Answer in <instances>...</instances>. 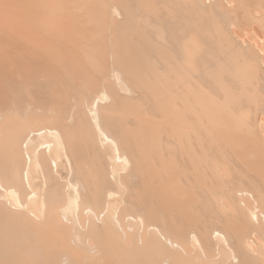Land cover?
Segmentation results:
<instances>
[{
  "label": "rangeland",
  "instance_id": "rangeland-1",
  "mask_svg": "<svg viewBox=\"0 0 264 264\" xmlns=\"http://www.w3.org/2000/svg\"><path fill=\"white\" fill-rule=\"evenodd\" d=\"M111 1H113V5H116L118 1L122 0ZM111 1L110 6L112 5ZM128 1L125 2L128 7H131L132 5ZM194 1L197 4L198 1ZM206 1L203 5L206 7L205 12L209 11V17L212 16L217 23L222 25L220 26L222 35L228 41L230 49L237 54L239 60L244 59L247 64L250 63L249 66L247 65L248 73H246L249 76L244 75L248 82L246 81L247 84L244 85L243 91L248 95L251 93L250 95L254 97L252 101H247L246 96L243 98L242 95H239L238 91L236 92L240 89H237L240 86H237L239 82L232 77L233 82H236H232V84L230 81V83L233 87L234 85L237 87L235 89L231 86L233 90L230 89L237 93L234 95L236 100L246 99V101L231 105L233 108L231 112L235 109L238 110L229 116L231 122L235 123L233 127L238 123L240 129L244 130L241 131L239 128L238 131L236 130L237 133L234 137L235 139L239 137L236 139L238 141H235L234 137H228L227 140L231 143L229 142V147L223 146V149L211 146L207 151L206 142L204 143L205 147L202 149L204 154H202L207 162L201 163V166L197 165V171L195 172L194 169L189 174L191 176L204 174L205 186L198 187L188 175L186 179L184 178V174L181 172L189 171L187 170L188 166L192 168L193 162L187 161L188 154L184 148L180 147L178 150L172 142L167 141L169 144L167 148L170 150L162 148L151 154L155 164L150 168L154 169L144 165L139 170L138 173L144 172L143 180L148 183L144 185L145 187L141 186L137 177L134 176L135 172L131 174L129 170L127 159L133 146H126L124 143L130 140H125L121 146L124 152L120 150L119 145L115 151H110L105 144L101 143L102 133L113 137L103 121L105 107L110 102L106 85L115 86L116 83L108 76L106 84L100 83L98 87L90 89L93 91L90 97L88 96L90 100L86 98L89 89L86 88L84 82L61 80L60 94L63 95L64 103L68 109L71 108L70 120L64 117L58 119L56 110L53 112L46 110V112L43 109L32 107L17 110L8 106L9 110L1 112L5 109L3 105L6 102L0 101V264H101L104 255H100L99 250L95 248L94 240L87 232V228L91 224L93 227L110 225V231L114 233V236L111 237L115 242L116 250H113L114 256L110 252L109 254L112 255L113 260L122 264H143L147 261H149L147 264H151L152 261V264L155 261V264H264V182L261 181L264 178V171L261 172L263 176L261 173V175L258 174L260 176L254 174L255 171H261L264 168L261 166L264 165V153H262L264 147L259 148L262 149L260 154L263 156H260V151L257 150L259 139L262 142L260 144L264 146V111H262L264 110V30L258 23L264 13L262 10L264 0L262 2L261 0H232L230 3H225L224 0H219L220 2L217 0ZM130 2L134 3V0H130ZM222 3L225 5L223 6ZM232 6L233 8H231ZM211 12L213 13L211 14ZM213 15H217L216 18ZM258 16L259 18H257ZM262 22L260 25L264 24V21ZM100 31L99 33L102 35L105 33L103 30ZM105 62L104 67L110 71L111 60L108 58ZM227 80L232 79L227 78ZM247 85L251 91H248ZM245 87L247 88L245 89ZM23 88L25 89V87ZM23 88L20 92L25 94L23 100H26L24 106L27 107L33 104L34 95L29 90L31 87L26 88L29 91ZM104 94L109 96L105 97ZM237 95L242 97L237 99ZM235 112L236 114H234ZM250 112L252 113L250 114ZM98 113L102 115L103 120L97 121L101 118L99 116L97 118ZM236 115L242 116L235 117ZM1 117L8 121L4 122ZM234 117L236 119H233ZM33 119L39 121L28 127L27 122ZM48 119H50V123ZM256 123L257 128L254 126ZM25 124L26 126H24ZM37 128L43 130L46 128V132L43 133ZM47 129L60 131L62 135L58 139L54 137L44 139L51 144L49 150L45 145L42 148L35 147L39 142H34L31 138L35 137L37 132L39 135H49L48 131L50 130L47 131ZM244 131L248 132L247 136ZM253 132L257 134L256 138V134L253 137L249 135L251 133L254 135ZM162 138L165 136L163 135ZM162 138H159L160 142H163ZM231 138L233 139L230 140ZM247 138H249V144H246L248 143ZM64 140L66 145L69 144V140H72L73 144L66 146ZM26 141L32 144L33 151L35 150L34 156H37L40 165L38 171L31 170L30 172L28 169L29 176L31 174L32 178L35 177L33 180L31 178L26 180V177H23L25 176L24 169L28 165V156L32 155V152L25 147ZM244 143L249 146L245 147ZM250 143L258 146L255 154V145L254 147L250 146ZM234 144L235 147H233ZM250 147L254 149H252L253 154L249 153ZM54 148H57L56 154L53 153ZM196 149L194 151L198 153L199 151ZM242 149L245 150L242 151ZM193 150L192 154H194ZM246 156L248 157L246 158ZM252 157L256 158L254 159L256 162L252 160ZM115 158L117 159L114 168L111 169L113 166L111 160L114 162ZM248 158L249 162L246 160ZM172 161H177V166L170 173L165 169H168V165H173ZM232 162L236 164L240 162V167L243 166L242 169L238 167L239 164L235 165ZM250 162L252 165L255 164L252 167L254 172L251 171L252 165H248ZM154 173L159 174L160 180L166 181L162 189L158 186L159 180L154 175L152 176ZM254 175L258 178L255 179ZM259 177L262 179L260 180ZM40 179L44 182L45 188L40 194L37 193L30 198L32 184L34 181L37 183ZM253 180L255 182H252ZM256 180L259 183L261 181L262 184ZM186 182H189V185ZM169 183L173 184L174 189L177 187L178 192L175 190L177 194H174L175 199L171 198L169 194L164 198L161 197V195H165L164 191L171 187L167 185ZM130 185L135 188L133 192L128 191ZM7 189L14 190L13 194L7 195L4 191ZM12 202H19V205H15L18 210L9 207ZM109 204L114 209L105 218ZM257 213H261L263 216L259 221L255 220L254 222L253 216ZM31 215H34L33 217L36 219ZM77 233L83 234L84 240L78 241ZM158 238L163 239L158 242ZM147 240L153 243L151 249L153 248L152 251L155 254L149 252L153 257L150 258L151 260H143L148 246ZM125 243L133 246L135 244L139 253L133 255ZM174 244L178 246L174 247ZM159 245L164 251H159L161 250ZM141 252L142 257H140ZM117 253L121 257L124 254L123 262L121 257L115 255ZM164 254L165 256H163ZM130 256L131 258L128 259L132 263H125L127 259L125 257ZM169 259L171 262H168Z\"/></svg>",
  "mask_w": 264,
  "mask_h": 264
},
{
  "label": "bare ground",
  "instance_id": "bare-ground-1",
  "mask_svg": "<svg viewBox=\"0 0 264 264\" xmlns=\"http://www.w3.org/2000/svg\"><path fill=\"white\" fill-rule=\"evenodd\" d=\"M105 1L108 3L106 4ZM110 1L111 0H0V101L6 102L3 105L5 109L1 110V112L9 110L11 106L17 110H22L24 108L29 109L32 107L43 109L44 111L50 110L53 112L56 110L58 119L64 117L70 120L71 108L69 107L68 109L64 103L63 95L60 94V84L62 85L61 80L65 79V81L68 82L78 80V82H84L86 88L89 89V92L86 94V98L88 99V96L90 97L93 92V87H98L100 83L106 84L108 76L112 81L114 80L113 82L116 81V83L115 86L106 85V90L108 89L107 93L110 95V102L105 107L104 120L101 117L102 115L98 113L97 118H101L97 119V121L102 119L106 129L113 137L102 133L101 143L105 144L110 151H115L117 145L121 148L125 140H130L124 143L126 146H133V150H131L127 159L130 166L129 170L131 174L135 172L134 176L137 177L141 186H144L148 183L146 180L145 182L143 180L142 174H144V172L138 173L139 170L144 165H147L149 168L153 166L155 163L151 154L162 148L170 150L167 148L169 147L167 141L172 142V144L176 145L178 150L180 147L184 148L186 150L185 152L188 154L186 157L187 161L189 163L193 162L191 165L192 168L188 166L187 170L189 171L181 172L184 174V178L186 179L188 175L193 183L203 188L205 186V175L200 173L191 176L189 172L194 169L196 172L197 165L201 166V163L205 162L206 159L203 157L204 153L202 150L203 147H205V142L207 151L211 146L223 149V146L230 145V141L227 140L228 137L236 136L235 134L238 128L241 131L244 130L243 128L240 129V125H237L238 123L233 127L235 123L231 122L229 115L238 110L235 109L231 112V109L233 110L231 105L240 101L241 103L246 101V99L240 101L236 100V96L234 95L237 94V91L243 98L246 96L248 98L247 101H252L254 97L250 95L251 93L248 95L243 91L244 85L248 82L244 75H248L246 74L248 73L247 65L250 63L248 62L247 64L244 59L239 60L237 54L230 49L228 41L224 39L222 35L223 32L220 27L222 25L217 23L212 16L209 17V11L205 12L206 7H203V5L206 0H196V2L198 1V5L195 4L194 0H134V3L129 0L128 3L133 6L130 5L132 8L127 6V2H125L127 0L118 1L116 5H113L114 3L111 1L113 6L109 5ZM217 2L220 1L217 0ZM224 2L230 3L232 0H224ZM222 5L224 6L225 4L222 3ZM207 8L209 9L208 5ZM211 8H213V6ZM231 8H233V6ZM262 10H264V8ZM212 13L213 12H211V14ZM213 16L216 18L215 16L217 15ZM259 16L257 18H259ZM261 16V19H259L260 21L257 19L256 22L258 21L259 26H262L264 30V24L260 25V23L264 21V13ZM102 30L105 32L103 35L99 33V31L102 32ZM108 58L111 60L110 64L112 65L111 67L109 66L110 71H108V68L106 69L104 67V63H109V61L105 62ZM226 77L232 79L227 80L229 83L230 81L231 83L233 82V78L237 80L239 82H237V86L240 85L237 89H240L233 92V88L236 89L237 86L234 85L233 87L232 84L236 81L232 84L230 83L231 85L229 86V83H227L228 85L225 83L227 82ZM27 86L31 87L32 90ZM23 87L29 89L30 92L32 91L31 93L34 95L33 104L29 103L31 105L27 107L24 106L26 100H23L25 94L23 95L24 92H20ZM91 88L92 90H90ZM246 88L247 87H245V89ZM27 89L26 91H29ZM248 89V91H251L249 86ZM239 95H237V97ZM88 100H90V98ZM238 104L236 105L238 106ZM245 107L247 108V105ZM251 113L252 112H250V114ZM234 114H236V112ZM241 116L242 115H236L235 117ZM235 117L233 119H236ZM251 118H253V116ZM6 120L8 121V119H4V122ZM49 120L50 119H48V122ZM37 121L39 120L33 119L27 122L28 127ZM247 124H249V122H247ZM256 125L257 123L254 124L255 127ZM24 126H26V124ZM17 129H19L18 126ZM45 129L46 128H44V130L39 128L38 130L45 133ZM48 130L50 129H47V131ZM48 132L49 135H39V132H37V134H35L36 136L31 138L34 142H39L35 147L42 148L45 145L48 147V149H46L49 150L51 144L44 139L47 137L58 139L62 135V133L57 130H50ZM255 132H253L254 135L252 133L249 135L253 137L256 134ZM245 134L247 136L248 132ZM163 135L165 138H162ZM160 137L163 142L159 141ZM256 137L257 134L255 138ZM232 139L233 138L230 140ZM236 139H239V137H236ZM236 139L235 141H238ZM255 141L257 140L255 139ZM258 141L262 144L261 139ZM63 142L65 143V140ZM247 142L246 144H249V138H247ZM260 143L258 144L259 147L257 146L258 149L256 147L257 142L255 143L256 145L254 144L255 150L257 149L260 151H258L259 154L262 151V149L259 148L264 147ZM24 144L25 147L32 152V155L28 156V165H26V169H24L23 174L25 176L23 177H26V180L29 178L33 180L35 177L32 178L31 174L29 176V173L31 170L38 171L40 165L37 156H34L35 150L33 151L32 144H29V141H26ZM70 144H73L72 140H69V144L67 145ZM246 144L245 147L249 146H246ZM252 145L253 143H250V146ZM233 147H235V144ZM194 148H197L196 150L199 152L196 153ZM191 149H194V154H192ZM252 149V147L248 149L251 150L249 151L250 154ZM120 150L124 152V149L121 148ZM243 150L245 149H242V151ZM263 151L262 153H264ZM79 152L81 151L79 150ZM53 153H57V148L53 149ZM259 154L257 156H259ZM263 155L260 154V156ZM241 156H243V154H241ZM248 156H246V158ZM256 158L252 160L255 161L254 159ZM116 159L117 158L114 159V162L111 160L113 165L111 169L114 168ZM246 160H248L247 162L250 161L249 158ZM171 163H173V165H168V169H165L170 171V173L174 170V167L177 166V161H172ZM233 164H239L238 167H240V162ZM249 164H251V162L248 163V165ZM257 164L259 165V163ZM242 167L243 166L240 168L242 169ZM255 170H257V168H255ZM251 171L254 172L253 168ZM251 171L250 173L252 174ZM263 171L264 168H262L261 171H255L254 174L258 175ZM211 174L213 173L211 172ZM261 174L263 176V173ZM153 175L159 180L158 186L162 189L166 181L163 179L160 180V176L157 173L152 174V176ZM258 176H255V179H257ZM251 179L252 177L250 180ZM261 179L262 178H260V180ZM191 180L189 179V181ZM261 181L264 182V178ZM261 181L260 183L257 182L262 184ZM252 182L255 181L253 180ZM175 184L177 185V183ZM186 184L189 185V182H186ZM167 185L171 187H168L167 191H164L165 195H161V197L164 198L169 194L171 198H174V194L177 195V187L174 189L172 183ZM31 188L32 190L29 188L31 190L30 198L43 191V188H45L44 182L41 179L38 180L37 183L34 181ZM134 189V186L130 185L128 191L130 190L129 192H133ZM4 191L7 195H11L14 190L7 189ZM189 204L190 202L188 201V205ZM15 205H19V202H12L9 207L18 210ZM109 207L110 204L106 209L105 218H107V215L114 209L113 206ZM19 211L21 210L19 209ZM31 216L33 217L34 215ZM261 216H263L261 213H257L253 216V221H259ZM96 226L93 227V224H91L90 227L87 228V232L94 240L95 248L99 250L100 255H104L101 264H122L112 258L114 254L113 250H116V245L111 237L114 236V233L110 231V225L105 227ZM82 235L79 233L76 234L78 241H81V239L84 240V236ZM151 236L154 237V235ZM161 240L158 238V242ZM146 242H148V246L145 250L143 260H151L150 258L153 257L149 252L153 253V248L151 249V244L153 243L149 240ZM125 244L133 255L139 253L135 244L134 246L128 243ZM173 246L177 247L178 245L174 244ZM159 248L161 249L159 251H164L160 245ZM109 252L112 255L109 254ZM140 254V257H142V252ZM115 255L121 257L118 253ZM123 256L124 254H122L121 257L122 262ZM163 256H165V254ZM125 258L127 259L125 260ZM125 258V263H132V261L128 259L131 258V256ZM169 261L170 259L168 262ZM148 262L149 261H147V263ZM150 263L152 264L153 261Z\"/></svg>",
  "mask_w": 264,
  "mask_h": 264
}]
</instances>
